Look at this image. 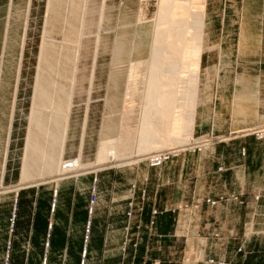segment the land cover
I'll use <instances>...</instances> for the list:
<instances>
[{
  "label": "rangeland",
  "instance_id": "rangeland-1",
  "mask_svg": "<svg viewBox=\"0 0 264 264\" xmlns=\"http://www.w3.org/2000/svg\"><path fill=\"white\" fill-rule=\"evenodd\" d=\"M165 1H80L82 20L86 24L76 63V79L75 82L69 80L73 83V94L69 101L72 106L68 128L63 130L66 136L62 133L66 138L64 150H60L59 145L55 148L58 155L62 151L64 161H70L64 166L72 163L71 160L78 164L79 160L85 167L72 170V165H67L66 171L45 172L29 182L22 179L23 157L48 0H31L30 6L29 0H0V93L16 97L8 165L12 181L0 183V204L9 203V198L20 188L44 189L45 196L51 197L50 209H59L60 201L63 209H69L75 191L90 197L96 187L95 209H128V224L123 233L118 230L115 235V238L124 236L123 245H111L113 241L108 246L100 245L90 264H122L125 256L130 264H149L140 257L146 241V245L150 244L149 253L157 250L161 254L151 264H166L165 260L171 256H176L175 264H228L226 257L230 255L264 254V0H187L193 13L201 17L197 22L201 31V57L194 62L191 60L195 68L186 60L191 63L187 64V71L196 73L195 93L192 89L187 91L190 83L184 79L180 68L170 72L183 82L174 87L175 98L184 105L195 104L193 123L181 126L182 129L178 127L177 131L173 127L172 135L170 131L169 134L160 132L159 136L150 132L144 140L147 144L142 142V145L137 143L146 112L150 111L144 108L145 112L143 106H146L145 94L151 79L146 78L144 72L139 75L136 78L140 80L139 92L132 95L133 91L127 89L129 72L131 65L151 58L156 26L164 29L171 26L168 21L169 26L162 23V8L174 3L176 6L179 0H169L166 4ZM121 48L122 56L119 55ZM117 55L119 60L115 59ZM161 67L167 71L172 65L162 63ZM152 83L151 80L150 85ZM178 88H181L179 92ZM128 94L134 102H128L131 100ZM174 100V106L181 104ZM11 103L6 110H11ZM130 107L133 109L128 111ZM188 110L182 111V116L187 113L188 117ZM151 111L148 117L157 123L160 113L157 108ZM165 121L159 126L162 130ZM112 123L114 126L109 130L116 129L115 133L104 129ZM126 134L134 139L130 143L131 152H122L110 161L99 163L97 154L103 136L116 141L127 139ZM152 139L159 141L156 142L159 148L156 143H148ZM107 147L113 150L111 147L115 146ZM165 152L171 154L166 163L151 164V157ZM147 191L152 198L155 194L159 197L168 194L170 201L157 204L156 200H149ZM148 208L151 209L150 228L145 231L141 222ZM164 214H167L165 221L157 228L158 219ZM0 219V236L5 239L0 246V264H51V257L62 258L57 264H64L65 252L53 253L47 245L42 251L30 243V239H25L26 233L20 236L17 249L13 245L16 261L8 260L12 253L8 240L10 222H4L7 218L3 215ZM172 224L173 228L168 229ZM105 232L94 230L99 243L105 239ZM91 236L94 238L93 232ZM247 248L250 251H246ZM41 251L45 254L43 258ZM106 255L109 258L105 261Z\"/></svg>",
  "mask_w": 264,
  "mask_h": 264
},
{
  "label": "bare ground",
  "instance_id": "bare-ground-1",
  "mask_svg": "<svg viewBox=\"0 0 264 264\" xmlns=\"http://www.w3.org/2000/svg\"><path fill=\"white\" fill-rule=\"evenodd\" d=\"M80 1L81 0H48L47 13L45 15L46 22H45V28H44V33H43V41L40 47V54H39L38 72H37V78L35 80L36 83L34 84L35 87H34V93L32 97L33 108L30 113V119H29L30 122L28 125V135L26 139V150H25V155L23 157L22 179L27 180L29 182L36 179L37 176L39 175L40 176L45 175V172L49 173V172H54V171L56 172L66 171L67 165H72L70 168L72 170L85 167V164L83 165L79 160L76 161L78 164H76L75 161L71 160L72 163H67V165L64 166L66 162H70V161H64L62 157V153H61L64 150V149L62 150L64 140H66V138H64V136L66 135L63 133V130L65 132L67 123H68L67 122L68 113L70 112V108L72 106V103L69 101L71 100V96L73 94L72 92L73 83L70 84L69 80L71 79V80H74L75 82V79H76L75 78V73L77 70L76 63L80 57V51H81V46H82L81 39L83 36L84 25L86 24L85 22L83 23L84 19L82 20V8L79 6ZM168 1H165V4ZM30 5H31V0H29V3H28V6ZM161 17L163 20V21L161 20L162 23L167 24L169 22L171 23V26L167 27V29L166 27L164 29V28H160L156 26L157 27L155 28L156 34H154L155 35L154 41L152 42L154 43V45L153 47L150 46L153 48L152 53L149 55V58L150 56L151 58L147 61L142 60V62L138 61L136 62V64L134 63L135 65H131V69L129 72L130 78L128 77L130 81L128 82L127 89L129 90L131 89L133 91L132 92L133 94H132L128 90V93L132 95H136L137 92H139L138 86L140 85H138V81L140 80L136 78H139V75H141L143 72L146 74L147 76L146 78L152 80L153 83L151 85H150L151 80L150 81L148 80V82H150L149 83L150 86L147 85V89H146L147 92L145 94V102H144L146 106H143V105L142 106H143V109L149 108L150 111L153 110V108H157L160 113V115L156 114L158 115L156 118L157 120L159 117V121L156 123L155 119H154L155 122L149 119L150 117H148V114L150 111L148 110L149 112H146L144 109L147 115L145 119L143 118L144 116L141 117L144 119L142 123L143 129L141 130V133L139 131L140 141L139 142L137 141L138 142L137 144L140 143L142 145H143L142 142L146 143V141L144 140L148 139L146 138V136L147 134L149 135L150 132H152L151 134L153 136L154 135L156 136L158 135V133L160 134V132L168 133L170 131L169 133L172 135L171 131H173V127L176 128L175 131H177L178 127L180 129L181 126L183 125L186 126L188 123L192 125L193 115L195 111L194 103L193 104L190 103L191 106L190 104L184 105V103L181 102L179 98L178 99L175 98L176 90H174V87H177L176 84L178 82L180 84H183V82L177 80L174 77L173 72H170V71L180 68L181 73L184 76V79L186 81L189 80L188 82L190 83V88L188 87L189 90L187 91H190V89H192V93H195V87H196L195 74L196 73L191 72V70L187 71V67H189L187 66V64L189 65L192 63L193 60L194 61L196 59L199 60V58L201 57L200 56L201 47H202L201 46V36H200L201 31H200V28L197 26V22H199V19L201 17H199L198 14L193 13L187 0H179V2L176 3V6L174 3L173 5H170L168 8L166 7L162 8ZM191 40H193L194 43L190 42ZM122 48H121V51L119 50L120 56H122L120 52L123 53L124 51ZM131 51L133 52V49ZM132 52L130 53V56H132L131 55ZM118 57H119L118 55L117 57L115 56V59L117 58V60H119L120 58L118 59ZM187 59H189L191 63L186 62ZM118 62L121 63V61H118ZM162 63L172 65L171 69L166 71L165 69L161 67ZM192 65H194V68L196 67L195 63H192L191 66ZM142 66H145V67L142 68ZM178 87H182V85L181 86L179 85ZM116 88H117V83H116ZM180 89L181 88H178L177 92H179ZM183 91L185 92V89H183ZM188 93L189 92H187V96H188ZM132 95L129 96L131 100L128 98L130 100L128 102H131V101L134 102ZM174 99H177L178 103L180 101L181 104L174 106L175 105L173 104ZM116 100L118 99L116 98ZM175 101L176 100H174V103L177 104V102ZM114 105L116 104H113V106ZM115 107L116 106H114V108ZM131 109L133 108L131 107L127 108L128 111H130ZM186 109H189L188 117L186 116L187 113H185V116L184 115L182 116V111ZM124 110H126V108ZM164 111L167 113L166 115ZM112 113L114 114L115 112L113 111ZM125 113H127V111ZM112 116L114 117V115ZM110 121H112L111 118H110ZM123 121L125 120L123 119ZM163 121H165L166 123L165 125H162V127L165 128L162 130L159 128V126L161 123L162 124L164 123ZM113 124L114 123H112V125H109V128L107 126L108 124L105 125L106 127L104 129L107 128L109 132L115 133L114 131H117L115 128H114L115 130L113 131L109 130V129H112V126H114ZM183 127H181V129ZM185 129L186 128H184V130ZM60 130H61L60 132L61 135L59 134ZM125 132H126V129H125ZM182 132L183 130L181 131V134L184 133ZM56 133L59 135H57ZM62 133L64 134V136H62ZM127 133L131 135L129 131ZM105 134L109 135L108 133H103V135ZM137 134L138 132L136 133V136ZM111 137H113V134ZM114 138H116V136H114ZM165 138L167 139V137ZM101 140L103 141L101 142V146L97 154V161L99 163L110 161L114 159L116 155L118 154L120 155L122 154V152L125 153L128 150H130L132 148L131 146H133V145H130V143L134 139H133V136L132 137L128 136L127 139L119 138L118 140L115 141V139L113 140V138L111 140L110 137L107 136L104 138L103 136V139ZM155 140L152 139L148 143L151 142L150 144H154L160 141L159 138H157V140L159 141L157 140L155 141ZM116 142H120L121 144H123L122 145L123 147L121 146V144L120 146L116 145ZM157 143L154 144L156 145V147H158ZM57 145H59L60 150H62L60 152V155L57 154L58 149L55 148V147H58ZM107 146H115V147H111L113 148V150H109V147ZM139 146L140 145H138V148L140 150ZM51 147L53 148V150L54 149L56 150L54 152L50 151ZM141 147L144 149L146 148L144 146H141ZM151 147H148V150L149 148L151 149Z\"/></svg>",
  "mask_w": 264,
  "mask_h": 264
},
{
  "label": "crops",
  "instance_id": "crops-1",
  "mask_svg": "<svg viewBox=\"0 0 264 264\" xmlns=\"http://www.w3.org/2000/svg\"><path fill=\"white\" fill-rule=\"evenodd\" d=\"M10 102H13V104L11 103V110H6L5 108ZM14 102L16 103L15 95L12 96L6 93H0V183L2 181L7 180L12 181L11 175L9 174L8 165L10 161V136L13 130L12 128L15 119L14 115L16 111V104ZM149 193L150 192L147 191V195ZM148 198L149 200L153 199L154 202L156 200L157 204L158 202L160 203L162 201H165V203L167 201H170V195L168 194H165V197H159L157 194H155L153 198L150 194L148 195ZM164 198L166 200H164ZM89 199L90 197L81 196L77 193V191H75L74 198L70 201L69 209H63L62 201L59 202V209H50L52 208L51 197L45 196L44 189L27 190L24 188H20L17 194L9 198V203L5 205L0 204V216L3 215L5 218H7L4 220V222L7 223L10 222L14 203L17 207L18 220H16L14 231H9L8 227V240L11 242L12 246L11 252L13 249V245L16 247V249L18 248L20 244L18 240H21L20 236H23L25 233V239H28V241L30 239L29 242L42 249V251L43 249L45 250L44 247L47 245L51 247L53 253L59 251H61V253L65 252L63 258L64 264H90V260L94 258L95 249L98 248L100 245L108 246L110 245L111 241H113L111 245L120 246L121 244L122 246L124 236H121L120 238H115V235L117 234L118 230H122L123 233V229L128 224V218L126 214L128 209H95V212L92 215L93 231L91 230V235L93 232L94 238L90 235V239L88 242V253L86 255L85 263H83V251L86 244L85 227L87 225L88 219L90 218ZM165 215L167 214H164L159 217L157 228H160V225L161 223H163V220L165 221ZM150 216L151 209H145L141 222V228L145 231L150 228ZM172 228L173 224L168 225V229ZM97 229H101V231L106 230V237L101 241V243H99V239H96L97 235L94 233V230L96 231ZM21 230H23L24 232ZM145 231L144 234H146ZM2 240L5 239H2L0 236V246ZM45 240L47 241L46 243ZM152 240L154 242L155 239ZM170 240L171 239H169L168 241ZM144 241H146V239H144ZM165 241L166 240H163V243L166 244ZM146 242H143L140 257H143V261L148 260V263L151 264L155 259H157L156 257H160L161 254L157 250L149 253L148 250L150 248V244L146 245ZM160 245L161 243L159 244V248H161ZM253 245V243H251L250 245L252 251H254V249L252 248ZM247 250L250 251V249L248 248L246 249V251ZM42 251L40 252V256H42L43 258L45 254ZM88 256L89 259L87 260ZM46 258L48 259V254H46ZM106 258H109V256L106 255L105 261ZM124 258L125 259L122 260V264L131 263L130 259L127 258V256H125ZM119 259L121 260L120 257ZM12 260L16 261V255L13 252L10 253V261ZM61 260L62 258L58 260L57 257H51L50 263L57 264ZM176 260V256H171V258L168 257L165 260V263L175 264ZM226 260L228 261V264H264V254L250 252L246 255L243 253H239L226 257Z\"/></svg>",
  "mask_w": 264,
  "mask_h": 264
},
{
  "label": "built area",
  "instance_id": "built-area-1",
  "mask_svg": "<svg viewBox=\"0 0 264 264\" xmlns=\"http://www.w3.org/2000/svg\"><path fill=\"white\" fill-rule=\"evenodd\" d=\"M170 156L171 154L167 152L155 155L151 157V164L154 166L162 165L164 162L166 163V161L170 158ZM97 201H98L97 188L93 187V190L91 191L90 199H89L90 218L88 219L87 225H86V244H85L84 251H83V263H85L86 255L88 253V242H89L91 230H92V215L95 212V205ZM156 212L157 211H155V213ZM129 214L131 213L129 212ZM16 220H17V207L15 205V208L13 209L12 215L10 218V231L11 232H13L15 229ZM11 248H12L11 242L9 241V249L11 250ZM7 258L8 260H10V253Z\"/></svg>",
  "mask_w": 264,
  "mask_h": 264
}]
</instances>
